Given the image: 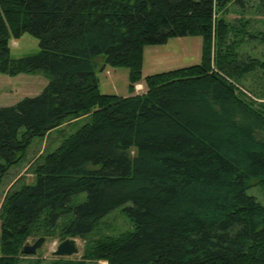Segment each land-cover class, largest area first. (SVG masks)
<instances>
[{
	"label": "trees",
	"instance_id": "obj_1",
	"mask_svg": "<svg viewBox=\"0 0 264 264\" xmlns=\"http://www.w3.org/2000/svg\"><path fill=\"white\" fill-rule=\"evenodd\" d=\"M245 1L0 0V73L49 79L0 107V183L35 138L89 119L41 152L35 183L15 188L18 178L0 201V264L30 255V237L86 239L126 203L133 229L53 264H264V203L248 193L264 186V88L239 85L264 76V58L240 51L247 22L226 18ZM24 33L40 50L15 57L11 40ZM184 36H202L201 61L144 76V48ZM251 36L264 44V31ZM99 56L147 91L103 93Z\"/></svg>",
	"mask_w": 264,
	"mask_h": 264
},
{
	"label": "rangeland",
	"instance_id": "obj_2",
	"mask_svg": "<svg viewBox=\"0 0 264 264\" xmlns=\"http://www.w3.org/2000/svg\"><path fill=\"white\" fill-rule=\"evenodd\" d=\"M226 18L235 28H239L242 24L241 20L247 22L246 30L250 36H247V39L241 43L240 51L244 55L248 54L252 57L264 58V44L261 43L257 37L251 36V34L258 35V32L264 31V4L262 0H246L245 3L231 4ZM202 48V36L175 37L170 39L166 44L147 45L144 48L143 74L146 76L199 63L202 59ZM39 50V39L31 33H24L22 36L11 40V52L15 57L34 55L38 53ZM103 60V56L97 58V75L99 77V86L103 93L129 96L147 91V85L144 80H142L145 85L143 91L136 90L141 81L135 83L133 85V90H130L129 68L104 66ZM48 81V77L43 73H25L15 76L0 73V107L13 105L24 97L40 94ZM239 85L248 93H250L249 89L253 87L264 88L263 72L258 71L256 76L248 74L245 80H243V83H239ZM87 121H89L87 117H82L75 122H67L63 125V129L53 130L45 138H35L27 150L26 158L20 164L11 167L9 172L1 179L0 201L3 200L6 192L18 178L20 179L14 185L15 188L25 183H35L36 178L33 171L41 152L56 149L65 137L76 131ZM248 193L256 196L260 202L264 203V186L253 181L252 186L248 189ZM86 197V193H80L73 197L72 202L78 204ZM130 205L132 204L126 203L108 213L98 227L86 239L75 237L80 248L78 254L71 256L55 255L58 245L63 241L58 233L54 236L37 235L30 237L28 241L31 244L42 236L45 237V242L41 248L37 249L35 254L24 257L20 264H37L35 260H41L39 264H53V261L58 258H81L89 240L107 235H118L133 229L134 225L129 219L126 209ZM70 215L71 217L68 215L62 217L58 223L62 225V223L66 222L69 218H73L74 212H71ZM59 224L57 226L58 232L61 228ZM100 264H106V261H100Z\"/></svg>",
	"mask_w": 264,
	"mask_h": 264
},
{
	"label": "water",
	"instance_id": "obj_3",
	"mask_svg": "<svg viewBox=\"0 0 264 264\" xmlns=\"http://www.w3.org/2000/svg\"><path fill=\"white\" fill-rule=\"evenodd\" d=\"M45 242V237L42 236L38 240H36L33 244L27 241L24 245L23 251L27 254H35L38 248H41ZM80 248L77 244V240L75 237H68L63 240L59 245L57 250L55 251V255L57 256H71L74 254H78Z\"/></svg>",
	"mask_w": 264,
	"mask_h": 264
},
{
	"label": "crops",
	"instance_id": "obj_4",
	"mask_svg": "<svg viewBox=\"0 0 264 264\" xmlns=\"http://www.w3.org/2000/svg\"><path fill=\"white\" fill-rule=\"evenodd\" d=\"M21 74H25V73H21ZM20 75V74H19ZM140 85H139V87L136 89L137 91H143L144 89H145V85H144V83H143V81H141L140 83H139ZM147 88V87H146ZM146 92V91H145Z\"/></svg>",
	"mask_w": 264,
	"mask_h": 264
}]
</instances>
